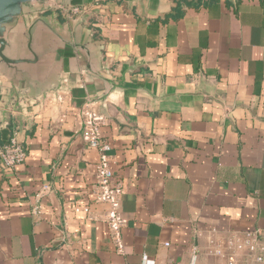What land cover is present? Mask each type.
Masks as SVG:
<instances>
[{
	"label": "crops",
	"instance_id": "1",
	"mask_svg": "<svg viewBox=\"0 0 264 264\" xmlns=\"http://www.w3.org/2000/svg\"><path fill=\"white\" fill-rule=\"evenodd\" d=\"M67 1L81 12L25 14L78 45L56 64L65 100L0 82V147L15 138L27 154L0 167V264H174L212 230L264 231V0ZM87 104L122 186L123 254L91 195Z\"/></svg>",
	"mask_w": 264,
	"mask_h": 264
},
{
	"label": "built area",
	"instance_id": "2",
	"mask_svg": "<svg viewBox=\"0 0 264 264\" xmlns=\"http://www.w3.org/2000/svg\"><path fill=\"white\" fill-rule=\"evenodd\" d=\"M52 9V7H50ZM60 8L67 15H76L81 12L80 7ZM55 102L65 100L64 93H58L57 97L51 99ZM82 138L89 148L99 152V160L96 164L95 180L91 185L92 199L96 203L105 204L107 209L103 213V220L108 228L109 240L113 244L116 253L123 254L124 247L121 231L126 221L121 218L119 203L122 197V186L114 178L111 168L109 144L103 139L101 134L104 118L95 110L91 104L84 105L81 109ZM26 152L15 138L10 139L0 147V167L11 169L25 162ZM50 191L48 185L40 188L38 197L46 195ZM40 207L33 209V214H40ZM207 240V246L201 249L197 245L193 246L185 261L174 264H202V259L214 258L224 264H264V231L252 230L245 232L232 231L220 238L214 236L216 230L211 231ZM164 243V247H168ZM140 264H157L146 255L141 257Z\"/></svg>",
	"mask_w": 264,
	"mask_h": 264
},
{
	"label": "water",
	"instance_id": "3",
	"mask_svg": "<svg viewBox=\"0 0 264 264\" xmlns=\"http://www.w3.org/2000/svg\"><path fill=\"white\" fill-rule=\"evenodd\" d=\"M65 2L0 0V82L9 85L12 93L27 90L29 96H39V101L57 97L64 74L57 71L56 64L66 50L73 53L78 45L50 18L39 16L27 21L25 14ZM48 77H58L59 82L48 87Z\"/></svg>",
	"mask_w": 264,
	"mask_h": 264
}]
</instances>
